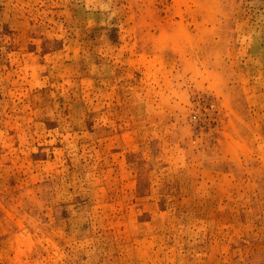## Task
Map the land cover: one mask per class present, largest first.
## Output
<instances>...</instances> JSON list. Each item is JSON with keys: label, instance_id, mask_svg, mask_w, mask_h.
I'll list each match as a JSON object with an SVG mask.
<instances>
[{"label": "rangeland", "instance_id": "1", "mask_svg": "<svg viewBox=\"0 0 264 264\" xmlns=\"http://www.w3.org/2000/svg\"><path fill=\"white\" fill-rule=\"evenodd\" d=\"M0 264H264V0H0Z\"/></svg>", "mask_w": 264, "mask_h": 264}]
</instances>
